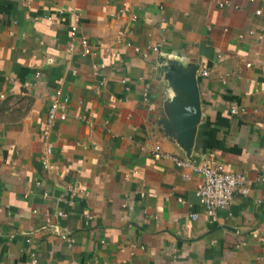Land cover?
I'll list each match as a JSON object with an SVG mask.
<instances>
[{
  "label": "crops",
  "instance_id": "obj_1",
  "mask_svg": "<svg viewBox=\"0 0 264 264\" xmlns=\"http://www.w3.org/2000/svg\"><path fill=\"white\" fill-rule=\"evenodd\" d=\"M178 73L194 74L200 101L189 158L251 182L214 216L201 177L151 156L187 158L165 128ZM57 89L67 119L44 169ZM32 259L264 264V0H0V264Z\"/></svg>",
  "mask_w": 264,
  "mask_h": 264
},
{
  "label": "built area",
  "instance_id": "obj_2",
  "mask_svg": "<svg viewBox=\"0 0 264 264\" xmlns=\"http://www.w3.org/2000/svg\"><path fill=\"white\" fill-rule=\"evenodd\" d=\"M218 6L222 8L225 6V3H219ZM255 14L260 15L261 11L258 10ZM74 21H78V16L74 15ZM70 34L72 37L77 35L76 24L71 26ZM78 44L81 47V56L84 57L92 53V46L87 37L80 36L78 38ZM107 52L111 54L114 53L111 48H107ZM96 73L97 72H95V74ZM201 74L207 76L208 72L203 71ZM36 75L39 76V74ZM126 83L125 79L121 80V84L124 85L126 90H128ZM1 98H3V95ZM68 106V96L60 89L55 90L53 98L48 106L42 131V139L44 142V159L42 161V166L44 169H51V165H49L46 160L47 157L52 155L54 147L53 142L51 141V134L57 122H62L67 119ZM236 112L235 108L231 109V113L235 114ZM151 156L155 160H168L176 168L188 172L184 174L186 179L189 178L190 174H195L201 177V182L196 189V196L205 212L210 216H214L219 210L228 208L235 193L247 196L250 191L251 182L246 176L225 171L223 166L217 163L214 158L208 156L190 157L185 159L179 158L165 152L160 145H154L152 147ZM58 215L64 216L61 212H59ZM30 264H37V261L32 259Z\"/></svg>",
  "mask_w": 264,
  "mask_h": 264
},
{
  "label": "water",
  "instance_id": "obj_3",
  "mask_svg": "<svg viewBox=\"0 0 264 264\" xmlns=\"http://www.w3.org/2000/svg\"><path fill=\"white\" fill-rule=\"evenodd\" d=\"M168 81L172 93L171 115L173 120L165 128L174 135L187 151L189 158L193 146L196 127L201 119L199 94L194 74H169Z\"/></svg>",
  "mask_w": 264,
  "mask_h": 264
}]
</instances>
